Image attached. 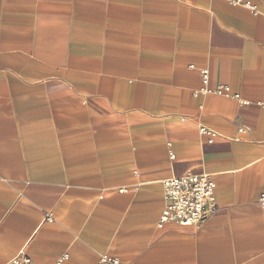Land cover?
I'll use <instances>...</instances> for the list:
<instances>
[{
	"label": "crops",
	"instance_id": "0c3cea01",
	"mask_svg": "<svg viewBox=\"0 0 264 264\" xmlns=\"http://www.w3.org/2000/svg\"><path fill=\"white\" fill-rule=\"evenodd\" d=\"M231 1L0 0V264H264V0ZM187 173L217 213L160 224Z\"/></svg>",
	"mask_w": 264,
	"mask_h": 264
},
{
	"label": "built area",
	"instance_id": "2783aa9c",
	"mask_svg": "<svg viewBox=\"0 0 264 264\" xmlns=\"http://www.w3.org/2000/svg\"><path fill=\"white\" fill-rule=\"evenodd\" d=\"M240 0H232L231 3L240 4ZM193 68V67H190ZM202 82L205 94L226 96L235 101H240L237 95H231L227 86H217L215 89H208V72L201 71ZM242 105L246 104L241 102ZM201 135L211 138L216 136L208 129L201 128ZM170 146V144H168ZM169 157L174 155L169 151ZM163 190V210L159 223H174L183 227H199L218 211V204L214 195V184L210 175L187 173L181 176H172L161 183ZM259 202L264 205V194L260 196ZM66 260L63 256L56 264H62ZM6 264H34L24 253L20 251L13 259ZM114 264H118L114 262Z\"/></svg>",
	"mask_w": 264,
	"mask_h": 264
}]
</instances>
